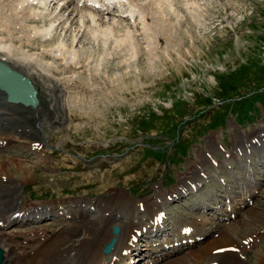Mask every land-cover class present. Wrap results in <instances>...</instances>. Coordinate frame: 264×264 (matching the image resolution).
<instances>
[{"label": "rangeland", "instance_id": "1", "mask_svg": "<svg viewBox=\"0 0 264 264\" xmlns=\"http://www.w3.org/2000/svg\"><path fill=\"white\" fill-rule=\"evenodd\" d=\"M5 1L0 0L4 34L20 36L19 20L22 22L23 12L11 3L13 0L8 4ZM45 1L48 8L45 11L50 15L38 23L42 25L39 28L47 27L52 15H58L56 20L61 23L55 39L44 45L50 49L48 46L59 42L61 35L65 36L69 49L80 50L78 54L73 53L78 55L75 59L71 49L68 51L71 58L67 54H43V61L52 63L51 72L59 78L61 86L47 89L32 77L46 103H57V106L62 99L67 110H57L54 114L40 110L44 130L49 135L45 143L52 147H43L39 152L46 160L38 161V152L34 154L28 147L25 149V142L33 139L29 136L25 139V135L20 145L19 140L14 142V156L0 152V177L18 181L15 189L9 190L10 198L19 196L23 204L60 203L64 210L75 199L102 198L98 200L110 202L117 189L128 197V189L133 194L135 190L137 197L144 198L155 194L154 184H163L171 191L185 176L195 177L193 170L197 163L204 164L203 155L206 151H215L216 145L224 153L227 149L228 154H234L245 146V140L248 144L264 133V0H136L146 12V30L140 20L132 24L129 18L118 16L116 19L122 25L113 26L111 33L105 37L99 34L97 39L93 37L95 26L88 24L80 32L77 18L66 21V14L72 9L59 12L60 0ZM127 9L128 6L124 7L123 13ZM30 21L26 24L32 25ZM105 28L102 31L107 33ZM128 29L133 31L132 40L128 39ZM25 41L24 47L36 53L42 45L32 47ZM246 65L251 67L249 71L240 70ZM148 113L150 119L139 118ZM155 113L157 118L152 122ZM24 115L31 126H36L38 120L34 116ZM167 118L172 126H165ZM155 152L159 153L158 157ZM218 156L225 158L220 151ZM83 157L90 159L88 164ZM254 160L258 161L255 154ZM255 161L253 165L258 172L264 169V165ZM238 165V161L233 163L236 168ZM222 168L217 174L225 181L218 179L215 170L209 167V175L201 181V187L166 203V229L158 237L152 236L153 240H162L174 232L179 217L201 218L202 212L191 209L199 201L211 209L219 208L216 200L222 203L228 185H233V195L242 201L238 183ZM257 175L264 178L262 172ZM248 186L253 190L252 185ZM258 186L260 189L254 195L259 199L260 193L264 195V182ZM263 203L260 206L264 207ZM212 213L213 209L207 215ZM39 225L58 228L63 222L55 221L52 215L23 228ZM13 229L20 228L10 230ZM37 233L41 235V231ZM257 244L259 251L246 250L252 263L259 260L258 254L264 253V235ZM87 252L70 261L91 259V262L93 254L88 258Z\"/></svg>", "mask_w": 264, "mask_h": 264}, {"label": "bare ground", "instance_id": "2", "mask_svg": "<svg viewBox=\"0 0 264 264\" xmlns=\"http://www.w3.org/2000/svg\"><path fill=\"white\" fill-rule=\"evenodd\" d=\"M9 1L10 0H8L6 4H8ZM60 1H63V3L62 6H60L59 12H62L65 8L67 11L72 9L70 14H66V21L75 20V18H77V25L80 32L81 30L83 31L85 27H89L88 24H90V26H95L97 30H93V37L96 39L102 35L105 37L108 33H111L114 28L113 26L122 25L120 23L121 21L119 22V19L116 18L118 16H123L122 6L125 4L129 5L127 11H129L130 15L133 17L132 19H134V22L137 20L134 16L139 15L138 17L140 18L141 23H143V25L147 23L148 26L146 12L143 10V7H141V4L136 3V0H85L82 6L79 5V0ZM11 3L15 4L21 13L23 12V16L21 15L23 18L21 19L22 22L19 20L21 28L20 32L22 33L20 36H6L4 34L3 19H0V59L10 63L15 69L30 77L33 81L36 80L43 84L47 89L56 86L59 87V78H56L51 72L52 63L44 62L43 54L46 53L47 55V53H53L54 56H56L58 53H61L62 55L63 53H68L71 49L70 51L73 55V53L78 54L80 49L75 47L69 49L67 46L68 44L66 42L64 43L63 39L61 40V36H59L60 43L55 49H51L52 47L48 49L44 45L49 40L53 41V38L55 39V34L58 35L56 33L58 30L56 29L61 21L58 22L56 20V17L58 16L57 14L55 17L51 14V22L47 27L39 28L36 24H34V26L26 24L30 20L44 21L45 16L50 15L45 11L47 8V2L45 0H13ZM74 3H76V5L73 6ZM95 5H98V7ZM114 10H119L120 12L117 11V14H115L116 17H111L112 19H106L107 16L99 17L102 16V14H107ZM75 11L76 14L74 13ZM16 24L18 23L16 22ZM95 27L93 29H95ZM104 27H106L105 30L107 33L102 31ZM73 31L76 33L77 29H74ZM132 32L128 29L129 38H126H131L132 40ZM75 36H78V34L76 33ZM36 39H40L43 42L40 43L42 45H40V51H37V53L36 51L32 52L24 47V40H26V44L28 43L32 45ZM55 104L57 103H46L41 97V109L39 107L35 109L33 106L24 107L20 104L8 102L6 100L5 92L0 90V142L2 138L7 141L12 138L16 140V142L17 140L22 141L23 136L25 135L26 139L29 132H31L34 136V142H44V144L48 145L45 143V140L49 138V135L45 131L46 129L44 130L40 110L43 112L50 110L53 114L56 113L57 110H67L66 102L64 100L60 99L62 107L60 104L57 105L58 107ZM24 114L35 116L38 120L36 126H31ZM58 118V115L54 116L55 120ZM59 122L62 121L60 120ZM8 144L9 142H7V144L0 143V150L2 153H13V147L10 145L8 146ZM263 144H261V147L258 148L259 150L256 152L258 157V152L264 150ZM28 149L35 152L38 148L29 144ZM219 151L221 152V149L216 145V150L211 153V156H208L206 153L203 155L201 161H204L205 163H202V166H199L197 163V169L194 168L193 170V172L196 173V175H194L195 179H197V183H195L196 185L200 184V178L203 180L205 179L202 176L201 171L203 168L201 167L208 168V166H213L218 173L219 169L222 168L224 164L227 166V164L232 161L230 157L234 158L237 155L240 156L239 152L234 156H230V154L227 156V152L225 151V158H228L226 162L219 160V165H215L212 159L216 158ZM243 155L247 158L250 157V154H248L246 150ZM40 158H42V156ZM237 159L241 160L242 157ZM241 166L240 170L243 175L239 174V172L234 169L231 170V173H233L236 176V179L238 178V182L241 183V187H238L241 189L240 192L243 197L242 201H237V199L228 195V198L231 200L229 202L227 200L223 204H220L218 200L216 203L220 206L215 211L213 210L211 216L206 213L203 215V218H179V225L175 227L174 232L171 235L161 242H157L159 240L155 239L151 240V243L148 244L145 249L141 248L140 241L135 242V236L138 231L143 232L146 227V231L153 232L154 226L159 223L158 217L163 215V210H165V205L168 202L167 195H170L168 191L162 187H159L158 190H154L155 194L158 193V195L152 194L151 196L136 200L135 198L130 199V196L128 197L121 189H117L116 192L111 195L110 202L98 200L102 198H97V201L95 202H88L85 200L86 198L81 199L82 201H80V203H77L72 207L70 212L72 214V219H70V221H66L64 225H61L58 228H53L51 226V228L46 226L48 229L44 230L38 228L36 235L32 237L27 235V233H33L31 227H22L19 230H9V228L11 226L20 227L23 224H29L32 222L39 223L44 215L51 211L57 212L54 208L56 205L47 202L23 204L21 203L22 201L19 196L10 198L9 190L16 187L17 182H10L8 179L0 177V246L5 250V261L0 262V264H209L213 262H217L218 264H264V253H257L259 260L252 263L247 256V245H245V243H248L250 244V248L259 251L257 240H260V237L262 238L260 235L264 231V218H260L264 216V207L260 205L263 203L262 201H264V199L262 200L263 193H260L261 195H259V199L255 198L257 197L255 196V192H258L260 189L258 185L263 184L264 179L258 181L260 176L252 175L251 166L249 164L242 162ZM3 167L4 166H2V168ZM227 168L229 167L227 166ZM182 179H184V181L180 179L179 186L171 191L173 194L177 193L180 195L194 190L193 186H191V180L187 179L186 176ZM249 184L254 187L251 191L249 189L250 186H248ZM254 189L258 190L255 191ZM248 199L253 202L250 203ZM139 203L144 205L143 214H141ZM87 205L90 208H93L94 211L88 212ZM206 208L207 206H205L203 202H199L200 210ZM232 212L236 213L235 218L232 217ZM150 220H152V222L149 223ZM116 224L121 227L119 239L113 251L109 255H105L103 253V247L106 242L111 239L112 226ZM187 225L193 227L194 231L191 234L183 233V229ZM38 231H41V234L44 232L46 237L44 236V233L43 236L39 235V233H37ZM214 232H218L217 235H214ZM36 236H38L37 239H35ZM196 236H201L203 239L197 241L195 238ZM190 238H193L192 242L188 241ZM155 242L157 243L154 244ZM232 245L236 247L235 251H224L223 253L216 252L219 248L230 247ZM86 250H88L87 254H85L87 257H92L93 254V260L91 262V259H88V262H83V260L82 262L70 261L75 258L77 259V257L81 253L86 252ZM124 251H129L130 253L126 255L124 254ZM146 255L149 259L144 262L143 260ZM132 257L136 258L137 262L132 263L129 261Z\"/></svg>", "mask_w": 264, "mask_h": 264}, {"label": "water", "instance_id": "3", "mask_svg": "<svg viewBox=\"0 0 264 264\" xmlns=\"http://www.w3.org/2000/svg\"><path fill=\"white\" fill-rule=\"evenodd\" d=\"M0 68H4V69H8L9 73H11L13 75V78H16V82H15V88L17 87L20 92L21 91H26L25 95L24 96H20L22 94H19L16 92V94L18 96H20L22 99L28 101L30 98H32L35 102L38 100L37 97H36V94H37V90L35 89V87L33 86V84H31L29 82V80L25 77L22 76V74L20 72H17L13 69H10L8 66H5V64L1 63L0 62ZM0 86L2 87H5L9 93H10V96L11 98L14 96L13 94V91L12 89L14 90L15 92V89L12 85V88L11 87H6L4 86L1 82H0ZM114 234H117L119 232V227H115L114 230H113ZM116 241V237H114L112 239L111 242H109L106 247H105V252H109L114 244V242ZM2 260V254L0 253V261Z\"/></svg>", "mask_w": 264, "mask_h": 264}, {"label": "trees", "instance_id": "4", "mask_svg": "<svg viewBox=\"0 0 264 264\" xmlns=\"http://www.w3.org/2000/svg\"><path fill=\"white\" fill-rule=\"evenodd\" d=\"M249 68H251L249 65H246V66H242L241 68H240V70H243V71H245V72H247V71H249ZM225 81H227V80H225ZM226 84V83H225Z\"/></svg>", "mask_w": 264, "mask_h": 264}]
</instances>
